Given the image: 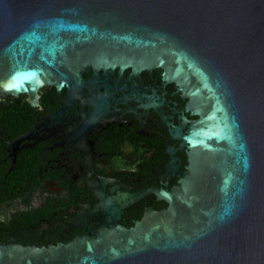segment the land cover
I'll use <instances>...</instances> for the list:
<instances>
[{
    "label": "water",
    "instance_id": "water-1",
    "mask_svg": "<svg viewBox=\"0 0 264 264\" xmlns=\"http://www.w3.org/2000/svg\"><path fill=\"white\" fill-rule=\"evenodd\" d=\"M87 65L161 67L200 114L168 209L0 264H264V0H0V96Z\"/></svg>",
    "mask_w": 264,
    "mask_h": 264
},
{
    "label": "flooded vegetation",
    "instance_id": "flooded-vegetation-1",
    "mask_svg": "<svg viewBox=\"0 0 264 264\" xmlns=\"http://www.w3.org/2000/svg\"><path fill=\"white\" fill-rule=\"evenodd\" d=\"M0 96V245L47 247L130 229L169 208L200 114L159 66L87 65L81 78ZM21 104H14V102Z\"/></svg>",
    "mask_w": 264,
    "mask_h": 264
},
{
    "label": "trees",
    "instance_id": "trees-1",
    "mask_svg": "<svg viewBox=\"0 0 264 264\" xmlns=\"http://www.w3.org/2000/svg\"><path fill=\"white\" fill-rule=\"evenodd\" d=\"M8 103H9V102H8ZM8 103L5 102V100L0 101V107L5 106V105L8 104ZM14 104L18 105V104H21V102L19 103V102L15 101Z\"/></svg>",
    "mask_w": 264,
    "mask_h": 264
}]
</instances>
